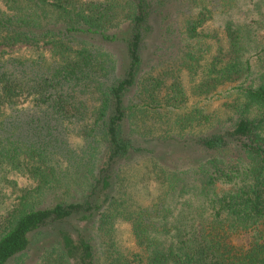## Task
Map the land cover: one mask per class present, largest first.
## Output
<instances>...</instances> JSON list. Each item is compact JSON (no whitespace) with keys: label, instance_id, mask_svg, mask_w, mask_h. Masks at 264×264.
<instances>
[{"label":"trees","instance_id":"1","mask_svg":"<svg viewBox=\"0 0 264 264\" xmlns=\"http://www.w3.org/2000/svg\"><path fill=\"white\" fill-rule=\"evenodd\" d=\"M168 61L177 69L158 70ZM221 100L225 118L204 113ZM145 120L207 129L178 141L194 148L184 169L175 151L169 166L154 157L163 191L139 205L121 175L149 153ZM10 173L32 187L0 224V264H264V0H0Z\"/></svg>","mask_w":264,"mask_h":264},{"label":"rangeland","instance_id":"2","mask_svg":"<svg viewBox=\"0 0 264 264\" xmlns=\"http://www.w3.org/2000/svg\"><path fill=\"white\" fill-rule=\"evenodd\" d=\"M213 29H216L214 25L208 24L207 27L205 26V30L207 31ZM150 53V64L154 65L159 60L153 57V52L149 49L148 54L150 55ZM175 64L176 63H174L173 61H168L164 63V66L159 67L158 70H161L162 68L164 70H166V68L173 70L177 69ZM176 74L178 76V80L182 81L183 86L187 89V94L190 98L188 106H192L195 101L194 95L191 92V89L194 86V79L193 77L190 78L187 72H180ZM171 81L172 79L169 80V82ZM91 98L92 96H90L88 99L90 100ZM225 101L226 100L205 101L202 105L205 111L204 113L206 115L212 114V117L218 116L225 118L229 111V109L223 104ZM177 114L174 113L168 115L167 118L173 121L178 117ZM146 121L147 120H145L142 124H144ZM144 125L140 126L135 135L137 136L138 145L148 149L149 153H136V155H134L129 160L128 164L123 168L121 175L123 181L122 184H125L126 186L124 191L128 194L132 202L137 203L139 205H147L151 201H155L157 197L161 194L160 191H163V187L161 185H158L156 179L157 177H161L162 175L154 171V169H151L154 166V161H156L154 157L157 160L160 159L161 162L163 161L162 163H164L165 165L167 164L169 166V161L168 159H166V156H164V152L167 150L175 151L174 159L176 160L179 158V165H182V169H184V165H188L190 161H194V148L191 147L190 144L187 147L188 149L185 150L181 147L183 141H178L184 140L190 142V140L194 138V135L198 134L200 130L205 131V126L207 129V124H204L201 127H194V123L189 126L185 125L183 128L176 126H174V128H168L167 125H154L153 122L150 120H148ZM144 128H146V130H143ZM171 134L175 138L176 143H168L169 146L166 147L159 143V138H163L165 135ZM71 139H73V141L71 142L73 146L74 144L76 145V143H78V140L75 135L74 137L72 136ZM181 148L182 151H180ZM6 180H8L9 182H7ZM12 182H14V184H12ZM195 185L196 184H192L191 186ZM30 187H32V182L26 179L25 177L17 174L10 173L5 178H0V224L3 223L6 213L18 204L19 198L23 195V191L25 189H29ZM119 190H121V188ZM191 191L194 193V196L197 195L195 187L194 189H191ZM174 206H180L177 202H175V199ZM195 206L196 203H192V206H186V209L188 208V211L193 218L196 214ZM116 239L120 241L123 246H127V243H125L124 241L126 239L129 240V238L128 233L123 226L119 227V231L116 234ZM236 243L238 242L236 241ZM30 264L35 263L33 262Z\"/></svg>","mask_w":264,"mask_h":264}]
</instances>
